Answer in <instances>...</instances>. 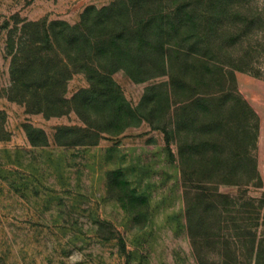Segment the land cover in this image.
Here are the masks:
<instances>
[{
	"label": "rangeland",
	"instance_id": "rangeland-1",
	"mask_svg": "<svg viewBox=\"0 0 264 264\" xmlns=\"http://www.w3.org/2000/svg\"><path fill=\"white\" fill-rule=\"evenodd\" d=\"M110 5L130 26L152 18L166 48L234 71V84L214 90L237 92L248 109L218 114L230 133L201 177L183 179L162 129L171 131L169 115L160 123L143 106L166 76L110 74L136 110L128 121L83 94L82 73L66 82L59 110L35 88L11 91L10 39L15 51L24 24L73 26L87 8ZM55 63L25 64L26 85ZM0 264H264V0H0Z\"/></svg>",
	"mask_w": 264,
	"mask_h": 264
},
{
	"label": "trees",
	"instance_id": "trees-1",
	"mask_svg": "<svg viewBox=\"0 0 264 264\" xmlns=\"http://www.w3.org/2000/svg\"><path fill=\"white\" fill-rule=\"evenodd\" d=\"M112 8L113 5L98 10L87 8L73 26L58 21L24 24L15 51L11 50L15 41L10 39L11 91L25 94L35 88L36 92L54 97L45 105L59 110L68 104L63 97L66 82L72 75L82 73L89 83L83 94L101 96L108 109L115 110L117 119L127 120L136 116V110L123 99L110 74L121 70L135 83L166 76L167 82L145 90L143 106L149 108V115L161 112L160 123L169 115L171 131L166 126L162 129L167 145L170 136L175 138L183 179L193 173L201 177L205 156L211 153V159L217 160L223 140L230 133L218 114L224 107L248 109L237 92L230 96L214 90L228 79L234 84V71L226 72L220 64L201 61L189 50L166 48L158 43L162 32L151 29L150 18L134 17L135 23L130 26L127 17L115 14ZM202 37L206 40L208 35ZM41 43L44 48L38 47ZM33 60L56 62L52 68L42 70L39 81L43 83L35 87L26 85L24 69ZM155 90L160 94L153 100L150 94ZM24 99L25 96L23 103L28 105ZM196 184L200 187L202 181Z\"/></svg>",
	"mask_w": 264,
	"mask_h": 264
}]
</instances>
